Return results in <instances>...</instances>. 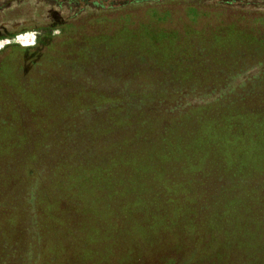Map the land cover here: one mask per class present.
Returning a JSON list of instances; mask_svg holds the SVG:
<instances>
[{"label": "trees", "instance_id": "16d2710c", "mask_svg": "<svg viewBox=\"0 0 264 264\" xmlns=\"http://www.w3.org/2000/svg\"><path fill=\"white\" fill-rule=\"evenodd\" d=\"M32 2L31 16L46 5L66 8L63 17L71 18L83 7L114 9L116 0H7L0 10ZM202 9L205 25L184 34L146 23L104 43L96 37L93 73L109 88L91 89L93 100L75 111L76 120L33 124L49 130L40 135L0 136V220L23 241L6 246L0 235V247H23L14 261L39 260L43 248L35 247H49L44 220L54 231L71 222L94 232L91 220L117 212L102 203L118 201L136 216L122 225L123 235L139 233L143 247L159 234L169 242L180 233L190 247L211 248L202 264H264V0H202ZM53 12L47 19L63 18ZM7 20L14 27L28 21ZM88 54L81 45L72 71ZM212 176L219 181L209 183ZM38 187L54 193L53 203L35 201Z\"/></svg>", "mask_w": 264, "mask_h": 264}, {"label": "rangeland", "instance_id": "374dc122", "mask_svg": "<svg viewBox=\"0 0 264 264\" xmlns=\"http://www.w3.org/2000/svg\"><path fill=\"white\" fill-rule=\"evenodd\" d=\"M5 1L7 0H0V6L5 4ZM122 1L116 0L119 3ZM153 1L102 9L97 12H91L83 7L82 12L71 18L63 17L66 15L64 7L52 6L49 9V6L44 5L42 14L38 15V17L41 16L39 20L38 17L31 16L34 2L13 6L12 10L1 9L0 120L8 121L12 126L2 125L0 136L18 138L16 137L18 135L27 136L28 130L31 135L44 134V130H49L45 128L40 132L43 128L38 129L32 125L48 121L56 125L67 118L74 120L75 111L80 107H89L87 105L92 102L91 89H101L103 92L109 88L111 84L108 81H100L93 73L97 69L94 68L95 63L91 59V49L96 43V37L104 43L102 38L106 35H114L126 26L141 29L146 23L153 28L174 30L181 34H184L183 31L187 27L198 29L205 25L203 22L206 18L202 17V0ZM56 9L57 16L63 18H60L58 22L47 19L56 17L53 12ZM22 16L28 21L25 20L17 27L13 24L15 20L11 23L7 20ZM231 16L228 14L227 22H230ZM28 37L34 39L32 45L26 43V41L30 42L26 40ZM81 45L89 50L88 59L82 60L83 66L79 65L80 67L72 71L75 69L74 56ZM72 79L77 83L79 81L81 86L77 87V84L71 82ZM81 88L84 89V93L80 98L78 93ZM42 99L48 100V103H44ZM34 104L42 105L39 106V110L32 112L30 106ZM65 108L68 110L65 111ZM15 123L17 127L14 126ZM21 125L25 127L21 129ZM47 126L48 124L45 125ZM194 177L198 179V181L195 180L198 184L202 183V176L195 173ZM206 180L209 183L219 181L217 176L206 178ZM46 190L38 187L34 194L35 201L41 202L42 206L53 203L54 193L44 195ZM17 192L14 191V198L25 190ZM3 199L8 200L9 197L5 196ZM102 206L110 207L117 212L112 219L104 217L101 220L96 216L93 221L91 220L94 232L80 231L77 224L67 220L68 225L54 231L52 223L44 220L41 230L44 235L46 233L45 242L49 247H35L37 251L43 248L40 259L23 258L16 262L12 256L16 254V251H22L23 247H0V264H161L165 260L185 259L189 260L190 264H200L208 259L207 251L211 248L205 249L203 243L202 247H190L184 238L185 235L181 236L180 233L179 238L173 237V240L169 242H166L161 234L153 239L151 237L152 240L143 247L142 241L139 240V233L123 235L121 231L122 225L128 222V218L135 224L136 216L123 212L120 209L123 205L118 201H107L102 203ZM106 221L109 225L108 229L102 231ZM13 228L7 222V218L0 220V235L2 238L5 236L6 246L13 245L16 241L23 243L19 238L20 231ZM212 260L211 264H230L225 259L218 261L217 258H213Z\"/></svg>", "mask_w": 264, "mask_h": 264}, {"label": "flooded vegetation", "instance_id": "af4514ba", "mask_svg": "<svg viewBox=\"0 0 264 264\" xmlns=\"http://www.w3.org/2000/svg\"><path fill=\"white\" fill-rule=\"evenodd\" d=\"M89 1H91V2H93V1H97V2H106L107 3V6H109V0H89ZM90 2V3H91ZM126 2H127V0H123L122 2H116L115 4H112V7L113 8H117V7H120V6H123L124 4H126ZM75 10H79V8L78 7H76V9ZM26 40H30V42H27L26 41V43L27 44H29V45H32L33 43H34V39L32 38V37H28V38H26ZM40 41V40H39ZM16 262H18V261H16ZM191 262L189 261V260H181V261H174V260H172V261H169V260H165L164 262H162L161 264H190ZM200 264H202V262L200 263Z\"/></svg>", "mask_w": 264, "mask_h": 264}]
</instances>
